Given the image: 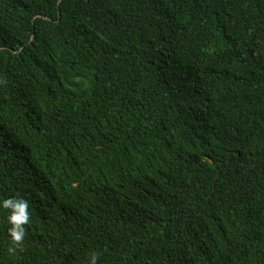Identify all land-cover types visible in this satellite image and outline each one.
<instances>
[{
    "label": "trees",
    "instance_id": "trees-1",
    "mask_svg": "<svg viewBox=\"0 0 264 264\" xmlns=\"http://www.w3.org/2000/svg\"><path fill=\"white\" fill-rule=\"evenodd\" d=\"M0 264H264V0H0Z\"/></svg>",
    "mask_w": 264,
    "mask_h": 264
},
{
    "label": "clouds",
    "instance_id": "clouds-1",
    "mask_svg": "<svg viewBox=\"0 0 264 264\" xmlns=\"http://www.w3.org/2000/svg\"><path fill=\"white\" fill-rule=\"evenodd\" d=\"M30 204L24 198L11 196L0 199V210H4L6 220L10 227H8V236L11 241L10 253L23 248V243L26 237V226L30 225ZM99 255L92 252L87 258V264H98Z\"/></svg>",
    "mask_w": 264,
    "mask_h": 264
}]
</instances>
